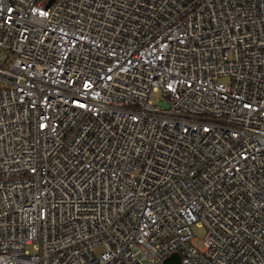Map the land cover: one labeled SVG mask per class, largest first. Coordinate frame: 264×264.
I'll use <instances>...</instances> for the list:
<instances>
[{
    "label": "built area",
    "instance_id": "2783aa9c",
    "mask_svg": "<svg viewBox=\"0 0 264 264\" xmlns=\"http://www.w3.org/2000/svg\"><path fill=\"white\" fill-rule=\"evenodd\" d=\"M47 2L0 0V264H264V0Z\"/></svg>",
    "mask_w": 264,
    "mask_h": 264
},
{
    "label": "rangeland",
    "instance_id": "374dc122",
    "mask_svg": "<svg viewBox=\"0 0 264 264\" xmlns=\"http://www.w3.org/2000/svg\"><path fill=\"white\" fill-rule=\"evenodd\" d=\"M159 98L158 93H152L151 94V101H156ZM191 232L193 235L192 243L198 247L201 248V240L204 234V228L202 226H197L195 224L191 225Z\"/></svg>",
    "mask_w": 264,
    "mask_h": 264
},
{
    "label": "water",
    "instance_id": "95a60500",
    "mask_svg": "<svg viewBox=\"0 0 264 264\" xmlns=\"http://www.w3.org/2000/svg\"><path fill=\"white\" fill-rule=\"evenodd\" d=\"M51 0H48L47 5ZM160 264H179V255L176 252L169 254L165 257Z\"/></svg>",
    "mask_w": 264,
    "mask_h": 264
}]
</instances>
